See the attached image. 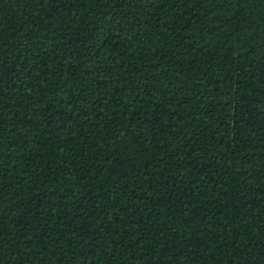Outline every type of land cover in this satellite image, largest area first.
<instances>
[{
    "label": "trees",
    "instance_id": "16d2710c",
    "mask_svg": "<svg viewBox=\"0 0 264 264\" xmlns=\"http://www.w3.org/2000/svg\"><path fill=\"white\" fill-rule=\"evenodd\" d=\"M0 264H264V0H0Z\"/></svg>",
    "mask_w": 264,
    "mask_h": 264
}]
</instances>
